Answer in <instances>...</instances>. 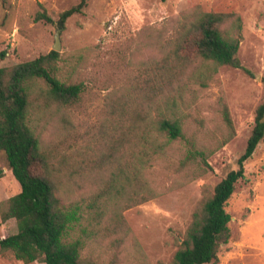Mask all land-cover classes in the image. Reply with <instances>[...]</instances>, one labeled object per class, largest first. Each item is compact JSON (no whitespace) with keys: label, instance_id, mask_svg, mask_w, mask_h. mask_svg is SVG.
<instances>
[{"label":"rangeland","instance_id":"obj_1","mask_svg":"<svg viewBox=\"0 0 264 264\" xmlns=\"http://www.w3.org/2000/svg\"><path fill=\"white\" fill-rule=\"evenodd\" d=\"M79 2L0 0V53L8 52L0 67L49 54L60 31L59 78L82 83L83 91L73 104L60 105L38 81L29 121L63 194L99 214L82 256L99 264H171L196 209L239 169L256 110L264 102V0H88L84 12L60 30L55 24L60 14ZM196 7L242 18L238 55L250 73L229 66L214 71L200 63L185 67L171 49L163 51L176 22ZM44 10L55 23L36 20ZM163 65L186 78V72L202 78L171 89L180 102L184 139L172 143L168 158L155 163L149 174H140L155 197L127 209L113 195L119 188L114 175L132 151L135 112L153 87L149 76ZM225 106L233 128L224 119ZM190 149L202 151L206 163L198 155L185 164ZM245 171L228 204L232 236L221 246L217 264H264V139ZM20 191L0 153V203ZM122 219L129 233L117 226L118 220L124 224ZM17 232L15 219H0V240ZM0 264L24 263L7 253L0 254Z\"/></svg>","mask_w":264,"mask_h":264},{"label":"trees","instance_id":"obj_2","mask_svg":"<svg viewBox=\"0 0 264 264\" xmlns=\"http://www.w3.org/2000/svg\"><path fill=\"white\" fill-rule=\"evenodd\" d=\"M87 5L88 0H80L79 4L62 12L56 23L45 10L38 13L36 20L55 23L63 30L66 22L82 14ZM176 23L163 51L171 49L185 67L200 63L214 71L229 66L250 73L238 55L243 27L239 15L207 13L196 7L182 14ZM7 54V51L1 52L0 60H5ZM60 60V53L51 51L29 62L0 67V153L5 154L8 168L21 188L19 194L0 203L2 223L15 219L18 226L15 235L0 240V254L11 253L24 264H99L82 256L92 237L91 230L99 226V214H92L89 206L63 194L29 121L31 95L38 81L46 85L50 100L60 105H71L81 95L82 83L74 82L69 76L66 80L59 78ZM160 70L149 76L153 87L135 112L136 125L130 132L132 151L114 175L119 188L114 187L113 195L117 200L123 199L127 209L155 197L149 181L143 180L140 174L142 171L149 174L155 163L168 158L169 146L184 139L183 121L178 116L180 102L170 95L171 89L175 84L183 88L188 81L202 78L195 72H186V78L179 75L178 69L164 65ZM223 115L228 127L233 128L227 106ZM263 139L264 102L256 110L247 148L238 160L239 169L222 179L213 194L196 209L171 264L218 263L221 246L228 244L232 236L229 201L237 183L246 177L245 164ZM198 155L206 163L202 151L190 149L185 164ZM116 224L125 226L129 233L125 222L122 225L118 220Z\"/></svg>","mask_w":264,"mask_h":264},{"label":"water","instance_id":"obj_3","mask_svg":"<svg viewBox=\"0 0 264 264\" xmlns=\"http://www.w3.org/2000/svg\"><path fill=\"white\" fill-rule=\"evenodd\" d=\"M59 32H57V35H56V45L54 46V51L58 52L60 51V38H59Z\"/></svg>","mask_w":264,"mask_h":264}]
</instances>
